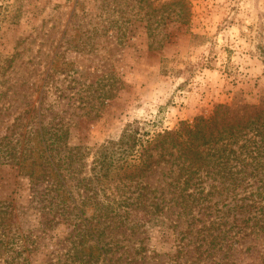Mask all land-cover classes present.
Listing matches in <instances>:
<instances>
[{
    "label": "rangeland",
    "instance_id": "rangeland-1",
    "mask_svg": "<svg viewBox=\"0 0 264 264\" xmlns=\"http://www.w3.org/2000/svg\"><path fill=\"white\" fill-rule=\"evenodd\" d=\"M0 78L6 79L0 135L15 116L41 103L43 122H63L68 145L83 149L80 175L87 174L95 148L128 122L141 121L151 132L172 129L217 104L264 95V0H0ZM2 179L18 181L0 182V199L15 189L12 196L26 211L28 180L9 167H0ZM83 206L94 225L92 208ZM155 217L136 235L141 242L121 241L115 264H264V235L241 240L234 252H215L192 242L194 231L173 243L185 230L183 219L171 234L164 217ZM213 218L202 217L193 228ZM244 218L231 212L222 228ZM12 220L8 229L0 226V264H71L74 229H46L30 212ZM95 230L99 249L108 250L93 264H112V228ZM17 236L23 237L2 245ZM85 239L97 255L93 240Z\"/></svg>",
    "mask_w": 264,
    "mask_h": 264
},
{
    "label": "trees",
    "instance_id": "trees-1",
    "mask_svg": "<svg viewBox=\"0 0 264 264\" xmlns=\"http://www.w3.org/2000/svg\"><path fill=\"white\" fill-rule=\"evenodd\" d=\"M5 80L0 78V84ZM40 111L41 103L28 106L0 135V167L15 169L16 177H25L30 185L26 211L16 204L15 189L0 199L4 230L14 216L28 212L37 214L46 229L71 227V264H93L107 252L98 247L95 227L100 232L112 228V264L119 263L122 253L114 255L121 241H137L151 216H163L171 234L182 218L185 230L177 232L173 243L181 232L194 231L192 242L215 252H234L241 240L264 235V95L252 103L217 104L209 115L180 121L172 129L151 132L141 121L128 122L116 138L95 148L83 175V149L69 146L63 122H43ZM16 181L4 185L15 186ZM83 205L92 208L94 225L83 217ZM231 212L246 218L224 229ZM211 215L207 224L193 228ZM117 230L122 238L113 236ZM86 236L99 249L97 255L92 245H85ZM21 237L2 245L12 246ZM215 252L209 255L215 257Z\"/></svg>",
    "mask_w": 264,
    "mask_h": 264
}]
</instances>
